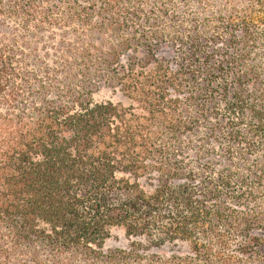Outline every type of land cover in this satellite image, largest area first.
<instances>
[{"label": "trees", "instance_id": "1", "mask_svg": "<svg viewBox=\"0 0 264 264\" xmlns=\"http://www.w3.org/2000/svg\"><path fill=\"white\" fill-rule=\"evenodd\" d=\"M0 264H264V0H0Z\"/></svg>", "mask_w": 264, "mask_h": 264}, {"label": "rangeland", "instance_id": "2", "mask_svg": "<svg viewBox=\"0 0 264 264\" xmlns=\"http://www.w3.org/2000/svg\"><path fill=\"white\" fill-rule=\"evenodd\" d=\"M110 98V94L107 90L101 89L98 93L94 95L95 101H104ZM115 101V98H111ZM127 243L125 230L123 227H114L110 230L109 239L106 241L104 248H115L122 247Z\"/></svg>", "mask_w": 264, "mask_h": 264}]
</instances>
